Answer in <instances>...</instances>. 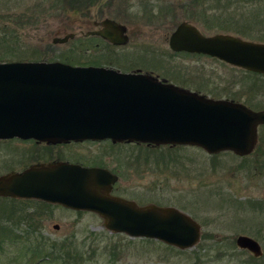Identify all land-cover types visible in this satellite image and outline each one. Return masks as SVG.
<instances>
[{"label": "rangeland", "instance_id": "1", "mask_svg": "<svg viewBox=\"0 0 264 264\" xmlns=\"http://www.w3.org/2000/svg\"><path fill=\"white\" fill-rule=\"evenodd\" d=\"M104 19L127 27L126 46L114 48L87 36ZM181 22L204 35L230 34L264 43V0H0V63H63L67 58L74 62L71 66L151 73L206 96H234L242 103L251 96L247 105L264 109V77L169 50L168 36ZM70 34L74 38L67 43L52 44ZM258 136V147L264 149V129ZM25 148L0 146V175L22 168L17 160ZM107 154L102 164L120 172L116 193L138 207H173L189 215L201 226L198 245L167 250L156 241L110 234L92 213L0 198V264H63L58 246L71 242L79 249L81 264H264V155L212 158L195 148L130 145L120 154ZM241 235L259 243L260 258L236 247Z\"/></svg>", "mask_w": 264, "mask_h": 264}, {"label": "water", "instance_id": "2", "mask_svg": "<svg viewBox=\"0 0 264 264\" xmlns=\"http://www.w3.org/2000/svg\"><path fill=\"white\" fill-rule=\"evenodd\" d=\"M95 25L101 28L87 36H98L114 46L128 43L126 27L114 20ZM177 26L168 41L173 52L207 55L264 75V44L228 34L203 36L187 22ZM72 38L73 34L54 38L52 44ZM261 125L264 111L208 99L149 73L61 62L0 63V140L57 143L109 137L129 144L191 146L209 155L230 151L244 157L254 150ZM110 175L100 168L35 165L1 176L0 198L33 199L93 213L111 234L154 240L180 251L198 245L201 227L190 216L173 207H138L111 197L115 179ZM234 244L254 258L262 255L259 243L248 236H238Z\"/></svg>", "mask_w": 264, "mask_h": 264}, {"label": "flooded vegetation", "instance_id": "3", "mask_svg": "<svg viewBox=\"0 0 264 264\" xmlns=\"http://www.w3.org/2000/svg\"><path fill=\"white\" fill-rule=\"evenodd\" d=\"M99 28L100 27H96V29H99ZM179 54H186V53H179ZM207 97H209L210 99H214V100H228V101H233L237 103H242L239 101V99H237V97H234V96L233 97L232 96H226V97L207 96ZM251 99L252 97L248 96V98L246 99L247 102L242 103L243 106L245 105V107L253 111L264 110V109H259L256 106L247 105ZM260 129H264V126L258 127V133ZM258 141H259V138H258ZM12 144L14 145L23 144L24 146H26V148L23 149L22 160H21L22 162L17 160V166H22V168L20 170L10 169V170H7L8 172L22 173L23 171L30 168L31 166H35V165H46L47 166L49 164H65L67 166L68 165L78 166L81 168H88V169H93V168L99 169L100 168V169H103L109 172L111 174L110 176L115 179V182L111 184L110 195L112 197H120V198L122 197L118 193H116L117 185L120 182L119 170L116 168H114L113 170L109 169L107 166L102 164L104 163V156L108 155L107 151H111V152L117 151V153L120 154L121 148L126 145L132 146L133 149L142 148L144 146L153 148L152 146L143 145L141 143L140 144L138 143L129 144L126 141H113L112 139L108 140L107 138L106 139H88L87 138L84 140H72V139L67 140L66 139V141H61L57 143H47L45 141H39L36 139H26V140L24 139L23 140V139H18V138L0 140V146L1 145L3 146L12 145ZM188 148H192V147H188ZM195 149L204 152L202 149H199V148H195ZM96 151L100 152L99 156L98 155L93 156L94 152ZM223 153H229V154L234 155L232 152H223ZM223 153H220L218 155H208L206 153V155L214 158V157H218L222 155ZM90 154L92 157L88 156ZM258 155H264L263 148H255L254 151L251 153V155L247 157H239V158H243V160H248V158H253ZM234 156L235 158L238 157L236 155ZM116 164L120 166L119 161H117ZM3 175H7V174L3 173L0 175V177Z\"/></svg>", "mask_w": 264, "mask_h": 264}, {"label": "trees", "instance_id": "4", "mask_svg": "<svg viewBox=\"0 0 264 264\" xmlns=\"http://www.w3.org/2000/svg\"><path fill=\"white\" fill-rule=\"evenodd\" d=\"M253 1V0H252ZM216 4H219L217 2H215V5ZM216 20V19H215ZM207 22H209L211 25H213L212 22H210L208 19L206 20ZM93 39H96V38H89V41L93 40ZM66 61V62H65ZM63 61V63L65 64H73V63H69L70 61L66 60ZM87 65V64H85ZM91 65V64H90ZM83 66V65H82ZM249 75L253 76V77H257V78H263L264 75H256V74H253L252 73H248ZM256 84H253L252 87H256L255 86ZM261 144H262V140H261ZM258 148H261V147H258ZM139 241L141 242H144V243H153L151 240H144V239H140ZM234 245V244H233ZM53 248L55 249V244L53 246ZM165 249L167 248V250H173L172 248L170 247H164ZM58 251L57 254H58V258H62V263L63 264H81L83 261H82V258H81V254L79 252V249L78 247L74 246L71 243H63L62 245H59L58 246ZM174 251V250H173ZM179 254H184L186 252H178ZM252 259V258H251ZM254 260V259H252Z\"/></svg>", "mask_w": 264, "mask_h": 264}]
</instances>
